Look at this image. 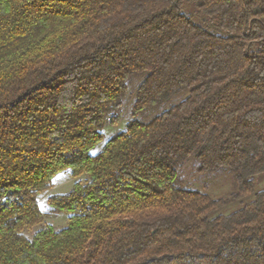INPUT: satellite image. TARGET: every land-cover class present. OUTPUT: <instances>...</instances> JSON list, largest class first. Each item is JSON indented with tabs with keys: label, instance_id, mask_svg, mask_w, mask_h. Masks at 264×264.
Listing matches in <instances>:
<instances>
[{
	"label": "trees",
	"instance_id": "trees-1",
	"mask_svg": "<svg viewBox=\"0 0 264 264\" xmlns=\"http://www.w3.org/2000/svg\"><path fill=\"white\" fill-rule=\"evenodd\" d=\"M262 172L264 0H0V264H264Z\"/></svg>",
	"mask_w": 264,
	"mask_h": 264
},
{
	"label": "rangeland",
	"instance_id": "rangeland-1",
	"mask_svg": "<svg viewBox=\"0 0 264 264\" xmlns=\"http://www.w3.org/2000/svg\"><path fill=\"white\" fill-rule=\"evenodd\" d=\"M126 117L121 123L117 125H108L106 127L107 138L112 136L117 130L125 127ZM190 183L203 190H207L214 197H226L234 188V182L232 176L229 173L218 171L216 173L207 174L201 176L197 174L194 169L190 170ZM84 179V176L73 177L71 173L67 170L59 172L53 179L50 187L40 192L38 195V200L40 202L44 217L41 223L34 226H30L25 229L26 234H31L42 224H52L57 227L65 226L68 222V216L64 213H58L50 209L48 200L53 194L63 193L68 191L74 183L79 180ZM256 191L264 188V172L256 175L255 181ZM254 195L249 194L242 199L231 202L230 204L223 207L221 213H230L235 211L253 199Z\"/></svg>",
	"mask_w": 264,
	"mask_h": 264
}]
</instances>
